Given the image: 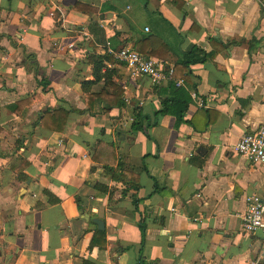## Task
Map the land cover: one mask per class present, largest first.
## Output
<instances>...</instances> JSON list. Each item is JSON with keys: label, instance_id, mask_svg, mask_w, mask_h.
<instances>
[{"label": "crops", "instance_id": "crops-1", "mask_svg": "<svg viewBox=\"0 0 264 264\" xmlns=\"http://www.w3.org/2000/svg\"><path fill=\"white\" fill-rule=\"evenodd\" d=\"M263 6L0 0V264H252L263 233L240 215L264 197V162L233 146L264 123ZM123 45L172 68L193 46L212 54L182 71V120L155 115L167 81L130 78L106 50ZM113 84L104 109L92 93ZM135 107L156 122L133 131ZM54 108L64 124L43 125Z\"/></svg>", "mask_w": 264, "mask_h": 264}, {"label": "built area", "instance_id": "built-area-1", "mask_svg": "<svg viewBox=\"0 0 264 264\" xmlns=\"http://www.w3.org/2000/svg\"><path fill=\"white\" fill-rule=\"evenodd\" d=\"M56 9L57 7L50 8L48 14L54 16ZM262 13L264 14V6ZM68 47H74V43L70 42ZM106 50L124 64L130 78L144 75L155 85L169 79H174L177 85L184 83L183 78L173 77V68L165 67L161 59L143 54L127 45L120 46L117 49L106 46ZM233 150L236 153L248 156L255 162H264V123L253 130L241 133L233 146ZM240 227L249 233L257 231L263 233L261 252L258 258L252 261V264H257L259 259L264 261V197L257 194L246 197V209L240 215Z\"/></svg>", "mask_w": 264, "mask_h": 264}, {"label": "trees", "instance_id": "trees-1", "mask_svg": "<svg viewBox=\"0 0 264 264\" xmlns=\"http://www.w3.org/2000/svg\"><path fill=\"white\" fill-rule=\"evenodd\" d=\"M74 8L76 10L85 9L83 3L80 1H76L74 3ZM142 53V52H141ZM145 54V53H143ZM211 56L212 54L206 53L201 47L199 46H193V48L185 52L182 55V59L179 60V62L176 64V66L173 67V77H182L183 80H185L186 76L182 74V71L188 69V66L192 62L196 61H203L207 56ZM96 58L100 61L102 60V56H96ZM99 61L95 60L94 66L95 70H99L101 67V63ZM115 90L112 92H108L105 89H101L97 92L92 93L94 96H96L99 99L105 100L108 105H105L104 109H109L112 107L113 104L118 103V95L121 92V88L118 85H112ZM116 89H118V92H116ZM160 92H167L168 95L161 99V108L155 111V115L158 113H170L173 114L177 121L183 119L184 113L187 109L188 103L191 99V95L188 91V89L182 84L177 85L174 81V79H169L165 83V85H162L159 87ZM112 96V102L109 105L108 98H111ZM46 117L42 118V124H45V120L50 119L52 121H57L58 117L60 115L62 116L61 123L64 124L68 112L64 110L63 108H54L52 110L45 111ZM133 121H132V130L137 131L143 129L145 126H150L151 124H154L156 122V117L154 119H151L149 115H144L141 112V109L138 107L134 108L133 111ZM47 125V123H46ZM62 126V125H61ZM50 128V127H49ZM123 178V177H122ZM123 180H126L123 178ZM132 184L135 188H138L139 183L138 181H132ZM143 233V232H142Z\"/></svg>", "mask_w": 264, "mask_h": 264}, {"label": "water", "instance_id": "water-1", "mask_svg": "<svg viewBox=\"0 0 264 264\" xmlns=\"http://www.w3.org/2000/svg\"><path fill=\"white\" fill-rule=\"evenodd\" d=\"M93 221L98 225L99 228H103L104 222L102 220L94 219Z\"/></svg>", "mask_w": 264, "mask_h": 264}]
</instances>
